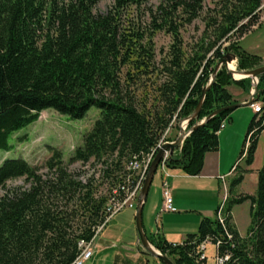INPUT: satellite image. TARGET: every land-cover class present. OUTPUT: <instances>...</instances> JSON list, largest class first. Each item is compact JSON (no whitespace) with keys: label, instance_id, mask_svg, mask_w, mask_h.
<instances>
[{"label":"trees","instance_id":"trees-1","mask_svg":"<svg viewBox=\"0 0 264 264\" xmlns=\"http://www.w3.org/2000/svg\"><path fill=\"white\" fill-rule=\"evenodd\" d=\"M141 1L116 0L115 9L118 12ZM97 3L98 0H0V151L10 150V135L37 121L45 109L81 119L96 106L100 116L70 161L101 162V177L118 188L129 174L124 161L145 157L155 149L156 156L158 144L173 120L184 119L195 111L203 89L227 52L237 56V70L262 65V57L244 48V38H239L259 23L263 0L232 2L206 53L198 51L187 58L181 50L179 27L163 6L165 23L156 25L157 30L169 26L173 56L161 88L162 106L154 111L140 108L133 98L123 95L119 74L133 51L120 35L117 12L96 14ZM178 3L175 9L185 5L193 17L198 15L201 2ZM159 8L162 14V4ZM223 39L230 45L215 49ZM231 85L250 92L252 78L234 79L222 66L206 93L199 116L189 122V127L218 108L236 104L228 89ZM257 94L264 100V74L259 76ZM233 111H223L195 128L185 138L180 152L169 157L167 166L199 175L206 153L219 149L221 124L225 119L231 121ZM263 130L264 119L255 114L247 127L238 163L245 157L247 166L253 164ZM46 166L50 173L44 177L39 173L41 168L23 158H9L0 165V189L20 177L31 183L29 188L14 187L0 197V264H74L80 253L79 242L92 240L105 221L104 208L109 198L96 194L93 178L86 183L74 178L58 150H54ZM246 172L242 170L232 180L230 193ZM245 201L251 204V224L242 236L231 211ZM225 213V225L217 217H204L197 232L182 243L146 235L175 264H207V257L201 258V245L207 240L219 245V255L228 256L222 264H264V164L258 171L257 192L229 198Z\"/></svg>","mask_w":264,"mask_h":264},{"label":"rangeland","instance_id":"rangeland-1","mask_svg":"<svg viewBox=\"0 0 264 264\" xmlns=\"http://www.w3.org/2000/svg\"><path fill=\"white\" fill-rule=\"evenodd\" d=\"M180 1L181 0H142L138 3L128 4L117 12V9H115L117 6L116 0H98V3L94 7V13L96 14H106L110 10L117 12V26L120 35L125 38L127 44H130L129 46L133 51L130 57L127 55L129 61L122 67L119 74L123 85V95H125L126 98H133L140 108H146L147 111H154L162 106L161 88L162 84L167 80L166 74L168 68L171 66L173 56L172 45L174 40L172 33L168 31L169 26L157 30L156 24L161 22L162 24L165 23L164 19L166 16L163 6L170 12L171 19L175 26L179 27V33L182 39L181 50L184 57L187 58L198 51L206 53V49L216 39V29L223 22V14L227 11L228 6H231V3L235 0H182L191 3V5L201 2L196 17H193V14L190 12L191 9H189L188 6L184 5L175 9V6L179 5L178 2ZM161 4L162 14L159 8ZM261 8L259 23L252 26L244 37L239 38V40L244 38L242 40V46L244 48L254 54L264 57V0ZM229 45L230 41L226 42L225 39H223L218 43L215 49L219 48V46L223 48ZM213 50L208 54V57L213 54ZM234 64L237 69V61H234ZM262 65H264V59ZM228 88L230 93L233 94V98L236 99V103L241 104V106L234 109V111L238 110L235 113V118L237 121H240L248 115L249 107L245 105V102H242V99L246 96L248 91L237 85H231ZM241 90L243 91L241 92ZM234 111L232 113H234ZM99 116L100 111L96 106H92L81 119H72L67 115L56 112L52 108L45 109L37 121L10 135L9 143L11 148L7 151H0V165L4 160L9 158H23L31 165L41 168L39 173L45 177L47 173H50L46 163L52 156L54 150H58L62 153L65 166L74 178H80L85 183L93 178V187L94 190L97 191L96 194L106 195L110 198L115 190V186H111L110 180L101 177V169L103 167L101 162L94 159L87 164H83L80 161H70V158L74 155L75 149L83 144L84 135L92 129ZM181 121L182 119L173 120L171 132L177 131L178 124ZM229 124L230 121L227 120L226 126H229ZM240 130L243 131L242 127ZM178 134L179 133H177V135ZM244 137L245 133L243 134L239 151H241ZM228 144V140L223 142L222 148L224 155L229 151ZM262 144H264V134ZM239 154L240 152H238L236 159L231 165H234ZM126 163L127 162L124 161L123 165L126 166ZM167 170L169 171L171 169L168 167ZM160 175H162V170L158 168L153 180L154 184L160 181ZM232 180L233 179H231L230 182H232ZM257 184H254L253 180L250 179L243 186H239L240 184L238 186L241 188V191L250 190L256 193ZM30 185L31 183L25 179V177L9 180L6 187L0 189V197L11 188H29ZM228 188L229 198H231L230 186ZM239 191L240 189L237 186L233 188V193H235V195H237ZM250 207V203L247 202L235 209L240 229L244 233H247L251 224ZM71 208L72 207L69 206V209ZM128 209L131 210L129 217L134 218L133 222L135 227L136 210ZM125 212L129 211L125 209L122 214H125ZM122 218H126V216H122ZM124 225L126 226L127 222L124 221ZM119 226L122 227V225ZM97 242L99 241L97 240ZM216 252V245L208 241L205 249L207 264H215ZM109 256L110 254H107L106 258ZM95 259L96 257L93 256L91 261ZM156 262L154 257H150L149 264H156Z\"/></svg>","mask_w":264,"mask_h":264},{"label":"crops","instance_id":"crops-1","mask_svg":"<svg viewBox=\"0 0 264 264\" xmlns=\"http://www.w3.org/2000/svg\"><path fill=\"white\" fill-rule=\"evenodd\" d=\"M262 58L264 59V57ZM249 97L250 92L248 91L242 102H247ZM248 107V115L240 121L235 118V113L238 110L232 113V120L229 126H225L224 130L221 129L223 131L220 130L219 132V149L206 153L204 166L199 175H189L180 169L168 171L170 176L167 181L171 188L177 211L167 212L163 209L162 184L164 179H166L163 172L160 175V181L155 184L153 183L154 181L152 182L142 212V221L146 233L162 236L173 244L182 243L189 234L197 232L199 223L204 217L216 218L218 206L225 195V188L222 182L223 176L226 177L227 184L230 186L231 179L237 177L242 170H248L239 186H243L250 179L253 180L254 184L258 183V171L264 162V144H262L264 130L258 140L253 164L247 166L244 157L235 171H233V168L239 159L236 160L234 165H231L236 159L238 152H240L242 137L244 133L246 134L250 118L255 115L252 106L248 105ZM179 124L177 131L170 133L169 137L171 140L168 141H174L178 138L181 131ZM241 127L243 131L240 130ZM177 133L179 134L177 135ZM225 140L229 141V151L224 155L222 145ZM180 148L181 145L174 151V155L180 152ZM239 186H237L240 189L239 193L237 195L231 193V197L240 194H255L250 190L241 191ZM247 202L250 203V201H245L235 205L231 211L232 221L242 236H245L246 233L240 229L235 209ZM127 211L129 212L122 214L123 211H121L112 217L95 240L93 256L96 259L91 261V258L84 264H149L150 257L156 259V264H165L160 258L142 252L144 248L139 238L137 226L134 227V218L129 217L131 210L127 208ZM122 216H126V218H122ZM124 221L127 222L126 226ZM119 225H122V227ZM107 254H110L108 258H106Z\"/></svg>","mask_w":264,"mask_h":264},{"label":"built area","instance_id":"built-area-1","mask_svg":"<svg viewBox=\"0 0 264 264\" xmlns=\"http://www.w3.org/2000/svg\"><path fill=\"white\" fill-rule=\"evenodd\" d=\"M255 84V81H253V86ZM248 101H252V108L254 111V114H258L259 117H262L264 119V100L262 97H257V94L253 87H251L250 91V97ZM247 101V102H248ZM226 119L222 122L221 124V129H223L226 126ZM187 130V128H186ZM171 133V127L168 128L161 139L160 143L158 144V148L162 146L163 143L167 142V138H169V135ZM250 141L248 140V144ZM156 153V149L153 151L152 154H148L145 157H137L135 156L133 159L128 161L126 164V170L129 172V174L126 177V180L124 184L119 186L118 188H115L113 193L111 194L107 204L105 205L104 208V213H105V221L98 226L96 229V235L94 238L90 241L82 239L79 242V249L80 253L78 254L74 264H84L88 260H90L94 254V243L102 229L108 224V222L112 219L114 215L117 213L130 208V209H137V204L139 200V196L141 193V190L143 188L147 172L149 170V167L154 159ZM170 157V152L165 151L164 156L159 164V168H161L164 176L166 179H164L163 184H162V195L164 199V211L167 212H175L177 209L174 205V199L172 195L171 188L169 186V183L167 181V178L170 176L167 168V162ZM237 164L234 166L233 171L238 166ZM222 182L225 188V195L218 206L217 212H216V217L218 218L219 222L225 225V219H226V213H225V208H226V203L229 199V186L227 184L226 177H222ZM208 240L204 242L201 245V250H202V255L201 258L204 259L206 257L205 255V249H206V244ZM216 248H218V244H215ZM228 259V256H221L216 252L215 256V264H222L225 260Z\"/></svg>","mask_w":264,"mask_h":264},{"label":"water","instance_id":"water-1","mask_svg":"<svg viewBox=\"0 0 264 264\" xmlns=\"http://www.w3.org/2000/svg\"><path fill=\"white\" fill-rule=\"evenodd\" d=\"M233 61H237V56L232 53V52H227L218 62L215 71L209 81V83L207 84V86L203 89L199 104L197 106V108L195 109V111L188 117L182 119V121L180 122V134L178 136V138L174 141H167L165 142L158 150L156 156L154 157L149 170L147 172V176L143 185V188L141 190L140 196H139V200H138V204H137V209H136V226H137V230H138V234H139V238L142 244V247L144 248V250H142L143 253L145 254H152L154 256H156L157 258H160L165 264H175V262L169 258L166 255H163L160 250H158L153 244L150 243V241L147 238L146 232L144 231V226H143V221H142V212H143V206H144V202L147 198L148 192L150 190V187L152 185V182L154 180L155 174L157 172L158 166L164 156L165 151H169L170 152V156L174 155V151L184 142L185 138L187 136L190 135V133L197 128L198 126H201L203 124H205L206 122H208V120H210L212 117H214L215 115L229 110V109H236L239 106H241L240 103H236L233 105H229V106H225V107H221L216 109L213 113H211L209 116L203 118L202 120L196 122L192 127H189V122L192 119H196L199 116L200 110L202 108V105L204 103L205 97H206V93L209 90V88L211 87V85L214 83L215 78L217 73L219 72V70L222 68V66H226V68L228 69L229 73L234 77V79H238L234 76V71H232L229 68V63L233 62ZM236 73V72H235ZM237 73H242L244 76L243 78L246 77H251L252 78V87L255 90L256 94H257V89H258V84H259V76L264 74V65L259 66L257 68L251 69V70H237ZM242 79V78H239ZM253 81H255V84L253 86ZM251 91V90H250ZM260 95L257 94V97H259ZM246 105H251L252 101H248L245 102ZM187 128V130H186Z\"/></svg>","mask_w":264,"mask_h":264},{"label":"bare ground","instance_id":"bare-ground-1","mask_svg":"<svg viewBox=\"0 0 264 264\" xmlns=\"http://www.w3.org/2000/svg\"><path fill=\"white\" fill-rule=\"evenodd\" d=\"M229 68L232 70V71H234V76L236 77V78H243V74L242 73H237V69H236V66H235V64H234V61L233 62H231V63H229ZM236 72V73H235Z\"/></svg>","mask_w":264,"mask_h":264}]
</instances>
